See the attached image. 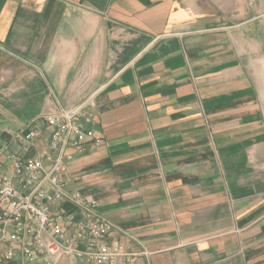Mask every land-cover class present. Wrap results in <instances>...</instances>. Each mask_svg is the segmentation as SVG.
<instances>
[{
  "label": "crops",
  "instance_id": "obj_1",
  "mask_svg": "<svg viewBox=\"0 0 264 264\" xmlns=\"http://www.w3.org/2000/svg\"><path fill=\"white\" fill-rule=\"evenodd\" d=\"M260 19L264 0H0V173L99 89L101 142L66 148L62 175L107 241L145 250L138 264H264V87L242 54Z\"/></svg>",
  "mask_w": 264,
  "mask_h": 264
},
{
  "label": "built area",
  "instance_id": "obj_2",
  "mask_svg": "<svg viewBox=\"0 0 264 264\" xmlns=\"http://www.w3.org/2000/svg\"><path fill=\"white\" fill-rule=\"evenodd\" d=\"M98 90L46 116L51 130L35 156L7 155L12 175L0 173V264H138L146 256L145 250L107 241L113 224L98 212L97 201L64 187L65 149L101 142L91 126ZM39 133L17 137L32 145ZM63 202L77 208V218L61 212Z\"/></svg>",
  "mask_w": 264,
  "mask_h": 264
},
{
  "label": "rangeland",
  "instance_id": "obj_3",
  "mask_svg": "<svg viewBox=\"0 0 264 264\" xmlns=\"http://www.w3.org/2000/svg\"><path fill=\"white\" fill-rule=\"evenodd\" d=\"M250 31V26H245L242 30V54L248 60L249 71L258 79L260 85L264 87V19H260L258 24V37H255V43L256 39L258 41V52L253 53V55H251V45L254 48L255 44L254 41L251 44ZM252 58L253 63L249 64Z\"/></svg>",
  "mask_w": 264,
  "mask_h": 264
}]
</instances>
